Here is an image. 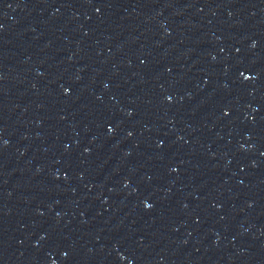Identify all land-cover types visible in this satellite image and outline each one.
Instances as JSON below:
<instances>
[{
  "label": "water",
  "instance_id": "obj_1",
  "mask_svg": "<svg viewBox=\"0 0 264 264\" xmlns=\"http://www.w3.org/2000/svg\"><path fill=\"white\" fill-rule=\"evenodd\" d=\"M0 264H264V0H0Z\"/></svg>",
  "mask_w": 264,
  "mask_h": 264
}]
</instances>
